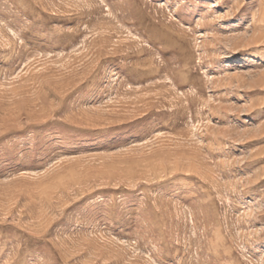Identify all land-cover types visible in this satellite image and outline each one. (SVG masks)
Masks as SVG:
<instances>
[{
	"label": "rangeland",
	"instance_id": "1",
	"mask_svg": "<svg viewBox=\"0 0 264 264\" xmlns=\"http://www.w3.org/2000/svg\"><path fill=\"white\" fill-rule=\"evenodd\" d=\"M0 264H264V0H0Z\"/></svg>",
	"mask_w": 264,
	"mask_h": 264
}]
</instances>
